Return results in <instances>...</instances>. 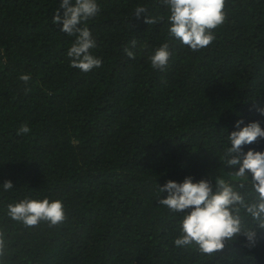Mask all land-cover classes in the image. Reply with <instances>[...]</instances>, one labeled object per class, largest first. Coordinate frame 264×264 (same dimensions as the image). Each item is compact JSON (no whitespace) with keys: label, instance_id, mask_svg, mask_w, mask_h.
I'll return each instance as SVG.
<instances>
[{"label":"trees","instance_id":"1","mask_svg":"<svg viewBox=\"0 0 264 264\" xmlns=\"http://www.w3.org/2000/svg\"><path fill=\"white\" fill-rule=\"evenodd\" d=\"M99 3L88 26L103 63L85 73L69 66L73 37L52 23L59 0H0V183L14 187L0 195L6 264H264L260 228L253 248L242 235L213 256L174 247L175 221L155 199L167 179L220 174L236 119L264 127V0H226L216 39L196 52L133 13L164 15L163 0ZM165 40L170 61L153 69L149 52ZM22 124L31 131L17 135ZM29 194L62 199L65 221L9 220L4 204Z\"/></svg>","mask_w":264,"mask_h":264},{"label":"clouds","instance_id":"2","mask_svg":"<svg viewBox=\"0 0 264 264\" xmlns=\"http://www.w3.org/2000/svg\"><path fill=\"white\" fill-rule=\"evenodd\" d=\"M164 15L149 16L143 4H137L133 13H144L145 22L165 23L168 37L191 51L207 48L216 39V29L227 18L226 0H163ZM63 9V12L60 11ZM99 0H59V8L52 15V23L60 31L73 37L66 49L69 66L81 72L99 68L103 61L94 52L97 41L88 22L100 13ZM125 54L134 59L137 41L131 40ZM172 56L169 41L165 40L150 50L148 60L153 69L163 71ZM30 75L22 73L20 79L28 81ZM256 111L264 115V105ZM232 131L224 136L219 154L223 171L210 179H194L185 175L182 180L167 179L156 184L158 205L168 209L175 221L173 246L180 249L195 248L201 255L213 256L238 236L244 237V246L253 248L258 241L256 229H264V149L248 148L264 139V127L259 121L245 123L243 118L233 122ZM31 129L22 124L17 135H26ZM225 168L228 170L225 171ZM11 180L0 183V195L13 190ZM166 193V195H161ZM4 214L25 228L50 227L63 223L66 206L58 197L25 195L6 202ZM9 240L0 227V264H6Z\"/></svg>","mask_w":264,"mask_h":264}]
</instances>
